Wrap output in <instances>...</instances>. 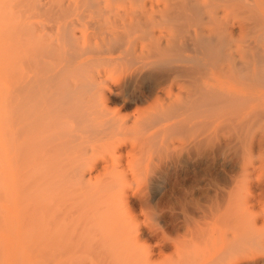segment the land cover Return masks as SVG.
Returning <instances> with one entry per match:
<instances>
[{"label":"rangeland","instance_id":"rangeland-1","mask_svg":"<svg viewBox=\"0 0 264 264\" xmlns=\"http://www.w3.org/2000/svg\"><path fill=\"white\" fill-rule=\"evenodd\" d=\"M103 1L0 0V264H94L91 233L78 211L84 200L81 161L97 157L92 185L117 174L121 165L127 169L125 159L121 165L113 159L105 170V136L111 132V140L117 138L112 129L118 124L157 118L155 90L164 76L200 58L183 43H166L162 24L137 17L141 11L157 16L152 11L160 9L161 0ZM242 5L264 12L261 0ZM227 10L224 22L244 31L249 22L243 9ZM240 32L234 43L246 44L254 54L264 51V25L247 39ZM190 172L178 178L193 182ZM153 182L148 191L156 193ZM139 220L154 221L176 238L166 228L168 216L139 215ZM142 238L154 247L151 237ZM165 247L155 248V264L171 255H161Z\"/></svg>","mask_w":264,"mask_h":264},{"label":"bare ground","instance_id":"bare-ground-1","mask_svg":"<svg viewBox=\"0 0 264 264\" xmlns=\"http://www.w3.org/2000/svg\"><path fill=\"white\" fill-rule=\"evenodd\" d=\"M161 1L152 11L157 16L141 11L137 17L162 24L166 43H183L200 58L194 65L186 58L187 67L164 76L155 90L157 118L118 124L112 129L117 138L105 136L103 167L125 159L127 169L121 165L92 185L97 157L81 161L84 200L78 211L91 233L93 263L153 264L155 248L166 246L159 252L171 255L162 264H264V51L254 54L234 43L241 27L222 18L227 9L241 7L249 25L240 33L247 39L264 25V12L241 6L248 0ZM186 170L196 180H180ZM154 180L156 193L148 191ZM139 215L168 216L166 228L176 238L154 221L140 222ZM144 234L154 247L142 244Z\"/></svg>","mask_w":264,"mask_h":264}]
</instances>
